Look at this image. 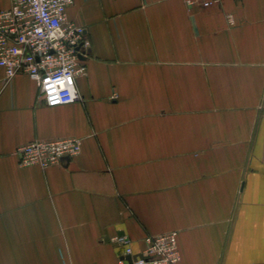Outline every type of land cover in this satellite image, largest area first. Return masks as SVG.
Wrapping results in <instances>:
<instances>
[{
  "label": "crops",
  "instance_id": "0c3cea01",
  "mask_svg": "<svg viewBox=\"0 0 264 264\" xmlns=\"http://www.w3.org/2000/svg\"><path fill=\"white\" fill-rule=\"evenodd\" d=\"M67 17L91 42L77 102L48 107L0 67V264H121L117 234L139 253L170 232L180 264H264V0H75ZM63 138L81 153L19 166Z\"/></svg>",
  "mask_w": 264,
  "mask_h": 264
},
{
  "label": "built area",
  "instance_id": "2783aa9c",
  "mask_svg": "<svg viewBox=\"0 0 264 264\" xmlns=\"http://www.w3.org/2000/svg\"><path fill=\"white\" fill-rule=\"evenodd\" d=\"M184 2L188 6L209 8L220 4L221 0ZM10 4L9 9L0 12V67L7 79L18 75L29 77L37 85L39 99L48 107L77 102L80 99L77 79L87 75L83 59L91 42L83 27L68 21L67 11L75 0H10ZM33 77L40 79L37 81ZM65 77H71L69 87H75V97H70L65 88L58 96L61 102L50 103V97L56 94L51 85L56 79ZM81 150L82 142L78 138L36 140L19 147L15 156L20 167L46 169L63 165L66 160L78 156ZM178 236L177 232L147 236L139 253L134 252L125 235L117 234L113 242L122 249L121 264H180Z\"/></svg>",
  "mask_w": 264,
  "mask_h": 264
},
{
  "label": "clouds",
  "instance_id": "9594fccd",
  "mask_svg": "<svg viewBox=\"0 0 264 264\" xmlns=\"http://www.w3.org/2000/svg\"><path fill=\"white\" fill-rule=\"evenodd\" d=\"M229 22L232 23L234 22L232 20V17H229ZM60 35H63V33L61 32ZM33 79H36L37 81H39V77H33ZM67 81V83L65 82ZM72 84V79L71 77H65V78H61V79H56L53 83V85H51V88L55 91V95L50 97V103H60L61 100L58 98L59 93L61 91H63L65 88H67V93L70 97H75L76 95V89L75 87H69V85ZM59 86L58 88H56V86Z\"/></svg>",
  "mask_w": 264,
  "mask_h": 264
},
{
  "label": "water",
  "instance_id": "95a60500",
  "mask_svg": "<svg viewBox=\"0 0 264 264\" xmlns=\"http://www.w3.org/2000/svg\"><path fill=\"white\" fill-rule=\"evenodd\" d=\"M127 260H128L129 262H132L131 258H127Z\"/></svg>",
  "mask_w": 264,
  "mask_h": 264
}]
</instances>
